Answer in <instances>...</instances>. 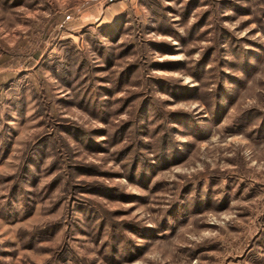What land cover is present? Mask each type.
<instances>
[{"label":"rangeland","instance_id":"rangeland-1","mask_svg":"<svg viewBox=\"0 0 264 264\" xmlns=\"http://www.w3.org/2000/svg\"><path fill=\"white\" fill-rule=\"evenodd\" d=\"M0 264H264V0H0Z\"/></svg>","mask_w":264,"mask_h":264}]
</instances>
